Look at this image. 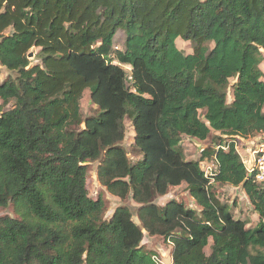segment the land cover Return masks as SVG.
I'll return each instance as SVG.
<instances>
[{
  "label": "trees",
  "instance_id": "obj_1",
  "mask_svg": "<svg viewBox=\"0 0 264 264\" xmlns=\"http://www.w3.org/2000/svg\"><path fill=\"white\" fill-rule=\"evenodd\" d=\"M261 48L264 0H0V65L15 72L0 81L2 107L12 102L0 108V208L15 214L0 217V264H155L143 231L171 243L173 264H264V186L235 148L264 131ZM86 89L98 112L82 121ZM126 119L136 162L121 145ZM183 136L211 142L187 159ZM89 161L111 195L138 204V223L125 205L104 218ZM182 184L199 213L153 201ZM214 184L241 187L256 225Z\"/></svg>",
  "mask_w": 264,
  "mask_h": 264
},
{
  "label": "rangeland",
  "instance_id": "obj_2",
  "mask_svg": "<svg viewBox=\"0 0 264 264\" xmlns=\"http://www.w3.org/2000/svg\"><path fill=\"white\" fill-rule=\"evenodd\" d=\"M124 40L125 34L122 31H117L113 41V48L117 50H122L124 48ZM175 44L179 50L183 53H191L192 52V44L189 41L182 40L181 38H177L175 40ZM212 46V45H211ZM262 54V62L260 63V68L264 70V49H260ZM34 56L29 59L32 60L33 63L38 62L35 58V53L37 49H32ZM125 71L129 72L130 67L123 65ZM15 72L8 71L6 68L0 65V81L4 80L7 77H14ZM235 79L230 78L228 81V85L226 88V99L227 102L232 100V84ZM2 102L0 100V108L2 110L9 109L12 105V102L8 103L4 107H2ZM264 111V109H263ZM98 112L97 106H95L90 99L89 90H85L80 99V115L81 120L83 121L85 118L89 116H94ZM125 137L121 143L124 150L127 153V156L131 162H136L141 158V154L135 149L134 146V131L131 126V122L126 119L125 120ZM83 127V123L80 124H72L70 126L71 129L78 130ZM218 133H212V136ZM261 134V135H260ZM254 137L247 138H237L236 139V150L239 152V155L243 160L250 161V147L253 139L255 138H264V131ZM207 142H211V140L200 141L194 138H190L187 136H183L181 138L180 145L184 151L185 157L187 159L198 160L200 157V153L202 148L205 147ZM97 166L98 161H89L87 162V176H86V189L88 196L91 199H96L98 196L104 202V218H109L113 210L118 205L127 206L131 213L132 219L138 223L136 217V210L138 204L135 203L130 197L125 200H121L116 196L111 195L99 182L97 177ZM200 166L204 169L206 174H209L210 171L214 170L215 166L207 163L205 160L200 162ZM213 190L215 194L218 196L222 203H226L235 218L243 219L246 222V227H253L258 222L259 216L253 210L252 205L250 204L247 196L241 187H233L229 184L223 185H213ZM174 198L176 200L182 201L186 207L194 209L197 213L200 212V208L196 205L193 198L189 195L185 184H182L178 187L171 188L168 192L163 196H156L154 198V202L157 205H163L167 200ZM11 216L15 217L13 213L12 206H8L7 208H0V217L2 216ZM144 237L141 242V246L143 251L149 252L151 256L155 255L158 259L162 261V264H173L171 260V250L172 245L167 240H164L160 236H150L145 231H143ZM264 252V248L261 249ZM205 252L208 254L210 252L209 246L205 248Z\"/></svg>",
  "mask_w": 264,
  "mask_h": 264
},
{
  "label": "built area",
  "instance_id": "obj_3",
  "mask_svg": "<svg viewBox=\"0 0 264 264\" xmlns=\"http://www.w3.org/2000/svg\"><path fill=\"white\" fill-rule=\"evenodd\" d=\"M253 140L250 147L251 160H243L239 156L246 171L253 175L254 181L264 186V138H255ZM209 174H211V171ZM152 260L155 264H162V261L155 255L152 256Z\"/></svg>",
  "mask_w": 264,
  "mask_h": 264
},
{
  "label": "water",
  "instance_id": "obj_4",
  "mask_svg": "<svg viewBox=\"0 0 264 264\" xmlns=\"http://www.w3.org/2000/svg\"><path fill=\"white\" fill-rule=\"evenodd\" d=\"M32 56H33V53L30 52V53L28 54V57L30 58V57H32Z\"/></svg>",
  "mask_w": 264,
  "mask_h": 264
},
{
  "label": "crops",
  "instance_id": "obj_5",
  "mask_svg": "<svg viewBox=\"0 0 264 264\" xmlns=\"http://www.w3.org/2000/svg\"><path fill=\"white\" fill-rule=\"evenodd\" d=\"M261 135V134H260Z\"/></svg>",
  "mask_w": 264,
  "mask_h": 264
}]
</instances>
